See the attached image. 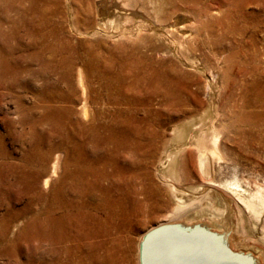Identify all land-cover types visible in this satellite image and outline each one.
<instances>
[{
    "label": "rangeland",
    "instance_id": "obj_1",
    "mask_svg": "<svg viewBox=\"0 0 264 264\" xmlns=\"http://www.w3.org/2000/svg\"><path fill=\"white\" fill-rule=\"evenodd\" d=\"M165 1L0 0V264H139L140 240L149 229L165 222L174 206L172 196L153 171L162 139L172 136L168 127L201 115L199 119L204 121L210 115L211 101L217 106L212 123L219 133L221 153V158L210 161L212 180H236L242 188L264 195V7L260 26L254 25L260 18L255 15L257 10L247 9L244 34L217 28L221 13L214 1L195 2L209 9L202 16L192 6L191 11L176 1L173 3L182 9L172 11L170 1ZM160 2L167 4L165 16L156 11ZM112 8L125 15L127 25L136 28L133 33L119 34L101 24L100 18L112 15ZM176 13L184 16L183 26L189 35L170 32L174 41L170 50L145 23L166 22ZM225 19L223 23L233 18ZM136 24L143 26L137 30ZM213 29L217 38L218 34H228L213 41ZM212 75L217 84L215 94L207 87ZM78 76L88 87L85 95L81 94ZM84 97L93 114L86 124L74 114ZM76 120L81 122L78 129L90 125L102 137H118L116 131L110 134L107 128L122 129L126 120L142 131L162 129L164 133L154 157L145 161V165L149 162L152 185L160 199L155 200L150 212L132 219L130 231L107 239L104 252L98 251L100 255L96 251L94 260L85 259L87 248L78 249V243L85 241L79 227L72 224L69 228L74 239L68 251L73 254H64L59 240L63 227L49 223L51 215L62 213L56 211L54 196L60 182L67 185L70 158L65 149L69 148V128H77L73 124ZM54 152L61 156L60 169L46 188L42 180L49 175ZM176 160H180L175 170L179 187L197 188L206 182L197 170L195 147L189 146ZM140 180H133V189L135 199L142 202ZM237 207L238 238L243 243L237 248L257 256L253 246L263 247L258 238L264 233V214L256 219L240 204ZM202 208L206 207L195 210ZM97 238L94 243L99 242Z\"/></svg>",
    "mask_w": 264,
    "mask_h": 264
},
{
    "label": "bare ground",
    "instance_id": "obj_2",
    "mask_svg": "<svg viewBox=\"0 0 264 264\" xmlns=\"http://www.w3.org/2000/svg\"><path fill=\"white\" fill-rule=\"evenodd\" d=\"M159 1L162 2L164 0H159ZM167 1H170L168 5H170V9L172 11L180 10L179 8L181 7L175 4L176 2H178L182 5L186 4L187 5L186 7L190 9H191L190 6H192V9H196V12L201 16L207 15L209 13L208 12L209 9L207 8L206 5L195 4V2L202 3L207 0H167ZM174 1L176 2L173 3ZM208 1L216 2L220 10L221 13V15L219 16L220 20L217 21L218 29L221 28V29H226L227 31L229 30L230 32L244 33L246 24L244 25L242 23L245 22V16L247 14L246 11L248 8L256 9L257 12H255L256 13L255 15L257 17L258 16L260 17L254 21V25L256 26L262 25L263 20L261 16H262V7H264V0H208ZM166 5L167 4L163 5L161 3L159 6H157L156 11L158 14H160V16H165V14L167 13V11L165 10ZM111 11H113V8L111 9ZM110 13L111 12H109V14ZM225 17L226 19L230 17L233 19L231 21H227V23H223V18ZM124 20H125V15H122V13H119L116 10L112 12V15L107 16L106 18L103 19L100 18V22L102 25L112 28L116 33L119 34L133 33L136 30V28L133 29V25H127L126 21ZM167 20L168 21L166 22L152 21L149 22V24L145 23L144 20L142 24L145 23L146 24L145 26L154 35H156L158 41H161L167 47V49L171 50L173 49L174 41L171 37L170 32L172 33L179 31V33H181L183 37L189 35V32L183 26L184 16L182 14L176 13ZM215 20L217 19L215 18ZM142 24L139 25L143 26ZM137 26L138 25L136 24V27ZM141 26L137 27V30ZM113 30H111V32H113ZM213 31L215 30L213 29L212 32L210 33L213 41H216V39H220V38L224 39L225 35L228 34V33H224L223 35L218 34L220 36L217 38L216 37L217 33H214ZM105 32L107 34L110 33L108 31ZM199 41L201 40L199 39ZM200 43H205V41ZM215 46H217V44ZM242 50L243 49H241V51ZM195 66L194 68H196ZM202 71L203 69H201V72ZM77 82L78 85L80 86L81 94L85 95L86 93H88L87 92L88 87L85 84V80H83L81 76L77 77ZM215 82L216 81L213 75L211 79L207 81V87L212 93H214L217 85L215 84ZM163 92L164 93L162 95L165 94V91ZM212 102L213 101H211V107L209 106L210 115L208 117L205 116L204 121L202 119H199L202 117L201 115L200 117L199 116L197 118L194 117L190 120H187L186 122L182 121V123H179L173 127L172 126L168 127L169 132L172 134L171 137L168 136L169 138H165L164 136H163L164 138L162 137V133H163L161 131L162 129L161 130L157 129V131L154 129H153L154 131H151L150 129L149 130L146 129L148 131L145 130L142 131V129L138 128L137 125L136 126L128 125L127 120L124 122L125 127L122 129L121 128L112 129L109 127L107 128V131L110 134L114 133V131L117 132L115 135H117L118 137L111 138L110 135L108 134H103V137L100 136V133L95 130V127L90 128V125H83L82 130L80 128H79L80 130L78 129V125L81 123L80 121L86 124V122L92 121L93 119L92 116L93 114L91 113L89 104L87 103V100L84 97L82 103L76 109H74V114H76L75 116H78L80 118V121L76 120L73 123L74 126H76L77 128L76 129L72 128L73 130L69 128L70 131L68 133L69 148L68 150L67 148L65 149V153L70 158V168H69L70 170H68L67 185L62 186L63 182L62 183L60 182L58 187V193L54 196V200L56 202L54 204H57L56 211L62 213H60L57 217L56 215H51V219H50L51 222H49L51 224L58 223L59 225H61V227H63L62 234L59 235V240L62 247L61 253L73 254V251L72 252L68 251V247L71 245V238H72L71 237L72 232L71 229L69 228L72 226V224H75L77 227L80 228L85 238L84 239L85 241L83 242L84 244L78 243V249L83 247L87 248L88 252L84 254L85 259L87 258L88 260L89 259L94 260V258H96L95 256H97L96 251L98 253V251H101L103 248H106L104 242L107 239L111 237L113 238V236L118 235V233L122 231L124 232L129 230L131 228L132 219L136 220L135 217L138 216V214H143L145 212L148 213L152 209H154V206L156 205V203L154 204L155 200L157 198L158 199L160 198L158 196L156 187L152 185V178L149 172L150 169L147 167L149 162L147 163V165H145V161L151 157H154V155L159 149V148L157 149L158 146L157 142H159L162 138L163 139H162L161 152L156 159V165L154 166L153 171L159 183L164 185L165 188H167L170 195L172 196L174 200V206L172 208V212L170 213V215H168L167 219H165L166 221L163 222L162 224H159L158 226L153 227L152 229H149L147 233L144 234V236L140 240L139 264H140V254L142 255L144 260L148 261L151 264L152 255L155 256L154 254L156 255L162 254L163 250H165L166 247L169 248L168 252L164 253V257L166 258V260L169 256L173 258L176 257V259L178 256V260L180 259L186 262L192 259L191 255L195 253H200L201 249L209 250L210 252L214 251L218 253L215 243L208 238L206 239L203 238L201 239V241H196V242L194 241L191 245L188 242H186L184 239H179L176 241V237H172L174 234H172L171 230H167L166 228L170 226V224H175L176 226H179V228L185 230H191L195 228L198 230H205V232L212 231L210 229L213 227L215 228V230L212 232L219 235V238L221 239V242L225 247L229 248L232 251L241 252L237 248L240 242V239L238 237L241 236V233L238 232V227H237L238 221L240 219V213L238 211L237 205L240 204L248 213H250L252 217L259 219L260 216L264 214V195L258 191L253 192L245 188H242L241 184L236 180L226 181L223 183H215V181L212 180L214 178H211L210 161L213 158H221V153L218 146L219 133L216 131L212 123V119H213L212 117L213 115H215V110H216L215 107L217 106H213ZM125 108L127 109V106ZM114 121L116 122V120ZM91 133L98 137L94 136L95 138L94 139L92 135H90ZM97 139H101L102 141L96 142ZM106 145H108V147H106ZM189 146L195 147V160H196L197 170L199 171L200 176L206 179V182L202 183L197 188H193L194 187L193 186L192 188L186 189L179 187L177 180V173L175 170H177V164L179 165V161H180V160L179 161L176 160V157L181 152L185 151ZM98 153L100 154L98 155ZM67 155H65V157H68ZM93 155L96 157L95 161H93L94 160ZM186 155L187 157L189 156L190 158L189 154H185V156ZM60 157L61 156H59L58 154L54 156V159L50 165V171L48 172L49 175L45 176V178L42 180V185L46 188L48 186V183L50 182L51 177L56 176L58 170L60 169L59 166ZM95 163L96 165L94 166ZM185 170L187 171V169ZM134 179H141L143 181L145 179H149V180L151 179L150 181L147 180L146 183L145 182L143 183V181L138 182L142 187L140 188L141 189L140 195L142 194L144 195V200H142V202H139L137 198L135 199L134 196L135 191L133 189L135 184L133 182ZM140 185H138V187ZM38 200L36 199V201ZM151 201L152 203H149ZM198 206L199 207L204 206L206 208L195 210L196 207ZM52 213L54 214L55 211ZM46 218H48V216ZM262 232H264V230ZM79 235L78 237H80ZM96 238L99 239L98 243H94L93 241ZM258 241L260 242L261 245H263V247L262 246L259 247L255 245L253 246V249H256L257 256L252 257L251 255L247 254L248 256L251 257L252 264L253 263L264 264V233L261 238H258ZM49 251L51 252L52 250ZM219 255L221 256H219L217 259H211L210 263L217 264L218 260H221L224 264L227 263V260L230 263V259L225 257L224 254L220 253Z\"/></svg>",
    "mask_w": 264,
    "mask_h": 264
},
{
    "label": "water",
    "instance_id": "obj_3",
    "mask_svg": "<svg viewBox=\"0 0 264 264\" xmlns=\"http://www.w3.org/2000/svg\"><path fill=\"white\" fill-rule=\"evenodd\" d=\"M166 228L167 230H171L172 234H174L172 237H176V241L179 239H184L190 245L194 241L195 242L201 241V239L203 238L204 239L208 238L215 243L218 253L214 251L210 252L209 250L201 249L200 253H195L191 255L192 259L186 262L180 259L178 260V256L177 259L176 257L173 258L169 256L166 260V258L164 257V253H167L169 250V248L166 247L165 250H163L162 254L160 255L154 254L155 256L152 255L151 264H211L210 263L211 259H217L219 256H221L219 255L220 253L224 254L225 257L230 259V263H229L228 260L225 258L227 260L226 264H252V259L250 256L238 251H232L229 248L225 247L221 242L219 235L215 234L212 231L205 232V230H198L195 228L191 230H185L179 228V226H176L175 224H170V226ZM140 264H150V263L144 260L142 255L140 254ZM217 264H224V263L221 260H218Z\"/></svg>",
    "mask_w": 264,
    "mask_h": 264
}]
</instances>
